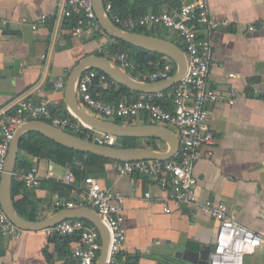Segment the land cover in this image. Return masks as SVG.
Wrapping results in <instances>:
<instances>
[{
	"label": "crops",
	"instance_id": "obj_1",
	"mask_svg": "<svg viewBox=\"0 0 264 264\" xmlns=\"http://www.w3.org/2000/svg\"><path fill=\"white\" fill-rule=\"evenodd\" d=\"M186 1L147 0L140 7H147L146 12L168 10ZM65 6L66 0H0V119L13 114L21 101H48L57 115L70 113L65 89H57L55 82L68 78L85 57L103 55V45L94 37L98 32L74 34L66 26ZM209 7L220 22L210 84L223 97L233 90L238 94L234 104L208 106L215 144L203 148L195 165L198 199L225 204L229 215L259 234L261 245L245 256L244 264H264V0H209ZM42 16H47L46 23H41ZM137 146L148 147L145 139H138ZM34 158L41 186L25 188L19 177L27 166L18 164L14 202L38 216L36 221L63 209L54 204L57 199L87 206L85 181L70 183V168L46 157ZM96 178L104 188L123 195L126 241L120 264H193L176 254L214 242L218 221L199 213L198 207L164 212V194L150 177L119 174L115 162H109ZM148 191L150 198L145 197ZM31 205L34 211L27 207ZM23 231L20 237L0 232V264L77 263L71 250L76 238L65 247L64 240L49 238L44 230Z\"/></svg>",
	"mask_w": 264,
	"mask_h": 264
},
{
	"label": "built area",
	"instance_id": "obj_2",
	"mask_svg": "<svg viewBox=\"0 0 264 264\" xmlns=\"http://www.w3.org/2000/svg\"><path fill=\"white\" fill-rule=\"evenodd\" d=\"M60 1V0H58ZM165 2L167 0H159ZM105 9L113 22L119 27L135 31L148 29L167 30L170 39L179 38L184 44L187 59V72L183 79L170 89L169 106L156 101L162 92L141 94L138 98L125 97L117 101L96 98L92 89L97 81L102 87L110 88L108 76L96 70L85 71L78 83L77 99L89 113L105 120L123 124H157L169 127L179 138L178 153L167 161L141 160L115 162L119 174L150 177L161 189L163 211L198 207L201 214L216 219L219 223L214 245L208 264H244L246 255L253 254L261 245L262 237L251 228L239 223L229 215L225 204H216L212 200L202 202L198 199V180L195 165L203 157V148L215 144V136L209 125L210 104L227 101L234 104L238 94L233 90L229 97H223L210 84V65L213 56L214 34L220 22L210 11L209 0H190L173 5L168 10L148 11L142 15H121L114 10L112 0H105ZM66 18L75 17L72 27L74 34L82 31L101 32L94 0H66L64 9ZM47 22V16L41 17V23ZM254 27H251L253 29ZM99 52L119 64L136 79L157 82L170 78L176 71V65L165 62L163 66L149 73L135 69L130 52L127 50L111 53L104 48ZM234 76V74H230ZM67 77L61 76L55 82L57 89L64 90ZM70 116L54 113L48 101L34 103L21 101L13 114L0 119V185L5 172L7 156L11 142L18 127L31 120H43L63 130L91 140L101 145L121 147L120 138L108 133L95 131L83 124L70 112ZM81 137V136H80ZM148 148L154 149L152 146ZM156 150H161L156 149ZM15 175V174H14ZM25 188L41 186V176L36 167L19 177ZM67 181L75 182V175L69 172ZM85 202L99 215L110 233L109 253L106 264H120L119 255L126 241L123 225V195L113 189L104 188L94 176H87ZM146 198L151 192L145 193ZM54 204L59 208L73 207L71 202L57 199ZM0 232L22 236L23 230L17 227L7 216L0 192ZM49 238L73 236L72 255L76 264H96L100 255L102 241L100 232L81 218L66 219L44 230Z\"/></svg>",
	"mask_w": 264,
	"mask_h": 264
},
{
	"label": "water",
	"instance_id": "obj_3",
	"mask_svg": "<svg viewBox=\"0 0 264 264\" xmlns=\"http://www.w3.org/2000/svg\"><path fill=\"white\" fill-rule=\"evenodd\" d=\"M95 12L102 30L109 36L125 43L151 52H158L172 59L176 65L175 73L168 79L157 82H146L136 79L111 58L104 55H90L82 59L69 73L65 88V101L70 112L83 124L95 131L108 133L119 138L157 139L166 145L165 150L148 147H113L101 145L83 137L74 135L43 120H31L24 123L15 131L14 139L9 148L5 172L2 177L0 192L1 203L9 219L20 229L26 231L45 230L57 223L72 218L89 221L101 235L102 247L96 264H106L110 233L99 215L91 207L85 205L66 207L53 216L30 221L17 210L13 198L12 187L16 172L19 149L22 137L28 132H38L43 136L75 150L76 153H90L102 158L118 161L159 160L167 161L178 153L180 141L176 133L169 127L157 124H123L105 120L89 113L77 99L78 83L82 74L87 70H100L116 83L132 91L155 94L165 92L179 83L187 72V59L183 48L176 42L138 31H128L116 25L105 9V0H94ZM214 243L203 245L199 249L188 248L184 253H177L176 257L193 264H208L209 255Z\"/></svg>",
	"mask_w": 264,
	"mask_h": 264
},
{
	"label": "trees",
	"instance_id": "obj_4",
	"mask_svg": "<svg viewBox=\"0 0 264 264\" xmlns=\"http://www.w3.org/2000/svg\"><path fill=\"white\" fill-rule=\"evenodd\" d=\"M145 1L147 0H112L114 10L121 15H142V13H145L147 11V7H140V4ZM75 24V17L66 18V26L68 28L74 27ZM135 31L147 33L150 35H156L154 32L148 29H138ZM94 37L102 39V48L108 50L111 53H115L122 50H127L128 52H130L134 67L139 72H152L157 68L163 66L165 62H172L175 64L172 59L168 58L163 54L135 47L133 45L125 43L122 40L109 36L103 30L101 32L94 33ZM171 40L176 42L174 39ZM96 71L99 74H103V72L100 70ZM108 82L110 84V88L102 87L100 81L96 82L97 86L92 89L93 95L96 98H101L107 101H117L125 97H132L133 99H136L141 94H143L132 91L129 88L116 83L110 77H108ZM168 93L169 91L162 92V97L157 98L156 101L162 104L163 106L168 107L170 104ZM70 115L71 114L67 112L62 116ZM80 136L84 137V135L82 134H80ZM137 140L138 139L134 138H120L121 147H136ZM145 141L147 142L148 146H152L154 149H160V143H162V145L164 144L162 141L157 139H145ZM24 154L29 155L31 157L28 159L27 157L24 158ZM35 156L49 158L50 160L59 165L70 168L75 175V182H80L82 180L85 181L87 176L98 177L104 172L106 163L114 162L112 160L102 158L90 153H76L75 150L61 145L38 132H28L22 137L17 165L24 163L23 165L27 166L26 169L30 170L33 168L34 162H36L34 158ZM12 193L13 197H16V195L19 193V185L13 184ZM15 206L24 218L30 221H36L37 219H39L36 215L28 214V212H26V210L21 207L22 205L20 202L16 201ZM27 207H30L31 210L34 211L33 205ZM85 221L90 226H93L89 221ZM74 238L75 237L73 236L55 237L56 240H64L63 242L65 247Z\"/></svg>",
	"mask_w": 264,
	"mask_h": 264
},
{
	"label": "rangeland",
	"instance_id": "obj_5",
	"mask_svg": "<svg viewBox=\"0 0 264 264\" xmlns=\"http://www.w3.org/2000/svg\"><path fill=\"white\" fill-rule=\"evenodd\" d=\"M152 32H154L157 36H161V37H167V38H170V34H169V32L167 31V30H164V29H162L161 31H152ZM172 39V38H171ZM177 43H179L180 45H181V47L183 48L184 47V44H183V42L181 41V39H179V38H173ZM168 91H170V89L168 90ZM66 131H68V130H66ZM160 145L162 146L161 147V149L164 147L163 145H162V143H160ZM163 149H165V148H163ZM162 149V150H163Z\"/></svg>",
	"mask_w": 264,
	"mask_h": 264
}]
</instances>
